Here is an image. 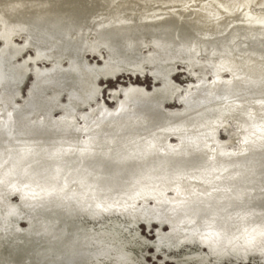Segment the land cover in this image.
Here are the masks:
<instances>
[{
	"label": "rangeland",
	"instance_id": "rangeland-1",
	"mask_svg": "<svg viewBox=\"0 0 264 264\" xmlns=\"http://www.w3.org/2000/svg\"><path fill=\"white\" fill-rule=\"evenodd\" d=\"M8 1L0 0V37L6 38L24 33L27 30L24 25L31 20L42 28L51 26L62 30L68 19H73L78 32L82 25H87V15L97 13L96 21L103 24L109 36L111 33L134 34L140 39L143 27L176 18L169 15L162 19L156 16L151 21L146 19L144 13L156 15L163 12V7L159 8L155 3L159 0H87L85 3L80 0H41L38 7L18 4L22 0H14L13 4ZM101 1L104 2L102 5ZM187 1L173 0L170 3L183 6L181 14L187 18L177 22L191 33L190 39L196 42L191 47L193 51L182 56L168 42L147 39L151 34H146L141 45L136 43V52L126 61L128 69L118 74H109L106 71L109 69H105L109 55L98 54L95 57L98 64H87L83 51L90 43L87 40L79 42L76 36L69 39L65 36L66 31L62 30L58 40H73L76 50L70 57L73 67H61L59 60H52L48 67L40 70L43 76L49 75L47 79L35 74L26 84L23 77L28 72H18L17 65L38 58L37 54L25 53L24 59L17 64L5 57L11 48L22 53L27 36L22 42L0 44V51L4 54H0V117L4 119L10 115L4 110L6 106L14 109L21 105L54 102L52 115L61 124L66 123L41 128L43 137L39 141L45 147L34 151L37 156L27 152L28 158L24 163L29 171L26 176L36 173L48 178L59 172L65 155L46 144H62L58 138L67 136L71 130L83 131L81 139L72 146L81 147L98 145L95 138L90 139L85 134L89 128L96 134L98 123L106 124L108 131L127 127L140 132L151 122L155 131L153 137L158 136L153 145H157L159 151L181 154L180 161L187 165L194 153L207 159L211 170L218 168L232 172L234 167L247 170L248 177L253 178L251 181L264 184V0H203L197 12ZM120 9L127 12H120ZM38 11H42V15L35 13ZM208 11L212 13L210 16ZM53 12L56 16H51ZM71 12L74 15L69 16ZM59 17L61 19H57ZM123 44L119 38L113 40L110 45L112 57L117 58L120 51L117 47ZM145 47L146 50L139 53ZM132 49L128 45L126 51L131 53ZM40 84L45 85L49 92V96L42 95V100L38 99L36 92ZM15 87L23 90L20 102L10 96ZM71 102L74 107L69 105ZM134 109L137 116L130 119ZM45 110L39 113L40 120L45 119ZM125 113L131 116L114 121L124 117ZM162 113L175 118V123L161 124L159 117ZM2 119L0 126L3 125ZM226 124L235 133L238 141L235 147L229 145L232 137L225 128ZM73 152L64 154L72 157ZM23 177L18 176L15 182L0 181V220L20 232L28 231L33 223L39 221L38 212L43 210L35 203L40 194L33 188L22 186L31 181L30 177L26 181ZM67 188L77 193L81 186L74 182ZM191 188L194 192L202 189L197 184ZM137 203L140 207L155 206L153 200ZM245 208L243 211L242 208H234V212L241 211V215L233 214L231 222L225 224H205L199 219L194 220L191 225L196 230L191 236L188 233L176 235L181 225L164 221L141 222L134 232L119 226L114 232L128 235L124 241L134 245L142 264H177L182 255L194 253L228 255L234 264H259L254 258L264 244V197H249ZM20 209L25 213H20ZM0 242L3 243L2 239ZM7 260L9 262V254Z\"/></svg>",
	"mask_w": 264,
	"mask_h": 264
},
{
	"label": "bare ground",
	"instance_id": "bare-ground-1",
	"mask_svg": "<svg viewBox=\"0 0 264 264\" xmlns=\"http://www.w3.org/2000/svg\"><path fill=\"white\" fill-rule=\"evenodd\" d=\"M12 1L14 0H9L8 3ZM80 1L85 3L87 0ZM172 1H155L159 8L163 7V12L156 15L144 14L150 21L156 16L162 19L172 15L176 18L149 24L143 27L144 33L141 34L143 36L151 34L147 39L166 41L175 48V52L185 56L193 51L191 47L196 45V42L190 39L191 33L178 23L187 18L181 14L183 6L171 4ZM41 2L22 0L18 4L38 7ZM202 2L203 0L187 1L196 8L195 12L199 11L198 6ZM103 3L101 1V5ZM169 7L173 9L168 10ZM175 8L180 10L177 11ZM119 11L127 12L126 9ZM41 12L35 13L42 15ZM208 14L210 16L212 13L208 11ZM52 15L56 16V13L53 12ZM70 15L74 13L71 12ZM96 15L97 13L87 15L85 18L87 25H82L78 32L74 27L76 24L74 20L68 19L66 27L62 29L66 31L65 36L69 39L76 36L75 39L79 42L87 40L90 43L86 48L83 46L87 64L91 62L98 64L99 61L95 58L98 54L109 55L105 65V69H109L106 70L109 74L127 70L126 61L136 52L135 45L141 43L143 36L140 39L134 34L111 33L109 36L103 29V24L96 21L98 18ZM31 21L24 25V29H27L24 33L8 35L7 38L0 37V44L4 45L22 42L27 36L26 47L24 46L22 53L13 48L7 53L5 58L13 64L22 61L25 53L37 54L38 58L17 65L18 72H28L23 77L26 84L35 74L47 79L49 75L43 76L40 70L48 67L52 60H59L61 67L67 66L71 69L73 64L70 57L76 51L73 40L63 42L58 40L62 31L60 28L51 26L42 28L34 23V20ZM117 38L123 40L124 44L117 47L120 51L116 58L111 55L110 45ZM128 45L134 48L131 53L126 51ZM144 50L146 47L141 48L139 53ZM52 72H55V69ZM52 72L50 74L54 75ZM44 86L40 84L37 87L39 100L43 99L42 95L49 96ZM20 94H23V90L15 87L10 96L16 102H20ZM54 105V102H49L21 105L14 109L10 106L4 108L10 115L4 119L0 117L3 120V125L0 126V181L15 182L18 176H24L23 180H28L30 175L26 176L29 170L24 160L28 158L27 152H31V156H37L34 155V151L45 147L39 141L43 137L41 128L66 124H61L52 115ZM69 105L74 107L72 102ZM42 110H45L44 120H40L38 116ZM122 111L123 109L118 114ZM130 114L125 113L124 117L115 118L114 121H122L128 116H131L130 119L136 117V109ZM159 121L161 124H174L175 118L162 113ZM105 126L104 123H98L96 134L91 128L85 131L90 139L95 138L98 145L72 147L81 139L83 132L81 129L71 130L67 136L58 138L62 140V144H46L55 152L60 151L63 156L65 155L62 158L61 169L54 177L48 178L33 173L29 178L31 181L22 185L33 188L40 194L35 203L43 210L38 212L39 221L24 232L14 231L13 225H6L0 220V239L3 241L0 242V264H142L134 245L131 246L124 241L128 239V235L124 232H114L119 226L134 232L141 222L164 221L181 225L176 235L188 233L191 236L196 230L191 225L194 220L199 219L205 224L208 222H212L213 225L225 224L231 222L233 214L241 215V211L248 207L249 197L257 199L264 197L263 182L251 181L253 178L248 177L247 170H237L235 167L232 172L218 168L211 170V163L194 153L187 165L180 161L181 154H166L159 151L158 146L153 145L158 136L153 137L155 131L151 122L140 132L127 127L111 128L108 131ZM225 128L232 137L229 145L237 146L234 131L227 124ZM66 151L68 153L75 151L76 155H73V152L72 157H68V153L64 154ZM19 167L22 168L16 174ZM74 182L81 186L77 193L66 189L68 184ZM193 184L201 186L200 192H194L191 188ZM146 200H153L155 206H138V201ZM234 208L242 210L235 213ZM19 212L25 213L22 209ZM260 250L256 253L254 261L264 264V244ZM178 260L177 264H234L230 256L220 254L207 256L194 253L182 255Z\"/></svg>",
	"mask_w": 264,
	"mask_h": 264
},
{
	"label": "water",
	"instance_id": "water-1",
	"mask_svg": "<svg viewBox=\"0 0 264 264\" xmlns=\"http://www.w3.org/2000/svg\"><path fill=\"white\" fill-rule=\"evenodd\" d=\"M126 80H128V78H126ZM133 81V80H132Z\"/></svg>",
	"mask_w": 264,
	"mask_h": 264
}]
</instances>
